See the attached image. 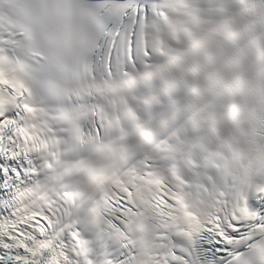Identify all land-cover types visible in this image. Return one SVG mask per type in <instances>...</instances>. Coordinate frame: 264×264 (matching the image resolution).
Here are the masks:
<instances>
[{"label": "snow or ice", "instance_id": "snow-or-ice-1", "mask_svg": "<svg viewBox=\"0 0 264 264\" xmlns=\"http://www.w3.org/2000/svg\"><path fill=\"white\" fill-rule=\"evenodd\" d=\"M0 264H264V0H0Z\"/></svg>", "mask_w": 264, "mask_h": 264}]
</instances>
